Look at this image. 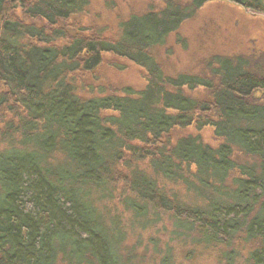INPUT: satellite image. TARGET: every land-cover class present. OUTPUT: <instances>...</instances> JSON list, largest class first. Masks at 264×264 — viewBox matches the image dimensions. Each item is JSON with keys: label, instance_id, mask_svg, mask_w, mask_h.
Instances as JSON below:
<instances>
[{"label": "trees", "instance_id": "1", "mask_svg": "<svg viewBox=\"0 0 264 264\" xmlns=\"http://www.w3.org/2000/svg\"><path fill=\"white\" fill-rule=\"evenodd\" d=\"M160 1L111 34L76 22L90 0H0V264H136L120 207L264 264V67L216 53L167 72L154 50L216 0ZM226 1L264 17V0ZM108 57L146 84L101 87Z\"/></svg>", "mask_w": 264, "mask_h": 264}, {"label": "rangeland", "instance_id": "2", "mask_svg": "<svg viewBox=\"0 0 264 264\" xmlns=\"http://www.w3.org/2000/svg\"><path fill=\"white\" fill-rule=\"evenodd\" d=\"M162 6L160 0H90L85 13L75 20L79 25L105 28L107 33L116 34L119 22L130 14ZM154 52L170 73L205 71L207 59L216 53L247 54L254 63L264 67V17L250 14L226 0L211 1L198 9L177 33L169 36L164 46L157 47ZM99 72L101 87L108 89L120 90L125 86L139 89L146 84L143 70L124 59L106 58ZM85 79L87 84L91 83L90 76ZM85 79H81L82 82ZM96 92V88L84 89L86 94ZM185 132L195 131L189 128ZM182 133L175 132L173 137ZM203 138L212 143L219 141L210 129L203 131ZM119 213L127 231L123 251L128 254L132 251L136 264H162L163 257L169 253L174 264H226L214 250L172 234L171 221L165 216L160 222L143 228L144 218L132 217L122 207Z\"/></svg>", "mask_w": 264, "mask_h": 264}, {"label": "bare ground", "instance_id": "3", "mask_svg": "<svg viewBox=\"0 0 264 264\" xmlns=\"http://www.w3.org/2000/svg\"><path fill=\"white\" fill-rule=\"evenodd\" d=\"M200 134H201V136H202V139H203L205 142H207V143H212V142H210V141H209V142L206 141V140L203 138V132H201ZM213 136L215 137V134H213ZM215 138H217V137H215ZM219 142H220V140L218 141V143H219ZM218 143H212V144L215 146V145H217Z\"/></svg>", "mask_w": 264, "mask_h": 264}]
</instances>
